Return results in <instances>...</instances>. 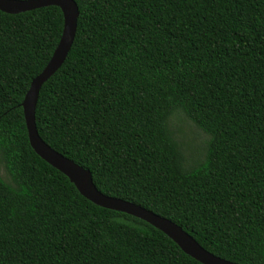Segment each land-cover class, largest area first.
<instances>
[{
    "label": "trees",
    "instance_id": "trees-1",
    "mask_svg": "<svg viewBox=\"0 0 264 264\" xmlns=\"http://www.w3.org/2000/svg\"><path fill=\"white\" fill-rule=\"evenodd\" d=\"M74 1L73 44L39 92V136L102 194L219 258L264 264V0ZM62 29L54 6L0 11V264H200L86 200L29 146L21 103ZM177 111L208 137L190 169Z\"/></svg>",
    "mask_w": 264,
    "mask_h": 264
},
{
    "label": "water",
    "instance_id": "water-1",
    "mask_svg": "<svg viewBox=\"0 0 264 264\" xmlns=\"http://www.w3.org/2000/svg\"><path fill=\"white\" fill-rule=\"evenodd\" d=\"M54 6L63 16L61 37L53 54L30 83L21 103L27 138L33 152L49 166L64 175L86 200L94 205L139 219L169 238L185 255L200 264H236L219 258L202 248L189 234L172 221L131 202L102 194L94 185L89 170L75 164L48 146L39 136L35 124V108L41 87L63 65L73 44L79 10L74 0H0V11L16 15Z\"/></svg>",
    "mask_w": 264,
    "mask_h": 264
},
{
    "label": "rangeland",
    "instance_id": "rangeland-1",
    "mask_svg": "<svg viewBox=\"0 0 264 264\" xmlns=\"http://www.w3.org/2000/svg\"><path fill=\"white\" fill-rule=\"evenodd\" d=\"M169 123L175 138L183 148L185 168L190 169L197 166L203 159L208 137L187 120L180 111L172 114ZM0 174L5 178L3 171H0Z\"/></svg>",
    "mask_w": 264,
    "mask_h": 264
}]
</instances>
